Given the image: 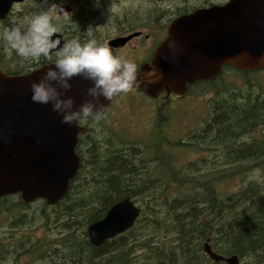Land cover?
<instances>
[{
  "label": "trees",
  "instance_id": "trees-1",
  "mask_svg": "<svg viewBox=\"0 0 264 264\" xmlns=\"http://www.w3.org/2000/svg\"><path fill=\"white\" fill-rule=\"evenodd\" d=\"M194 10L184 9L177 17ZM226 71L245 78L254 73L223 67L222 72ZM215 80L195 85H214ZM251 89L244 93L239 88L226 89V95L213 98L209 119L191 134L188 143L208 141L219 147L221 170L230 168L226 173L229 178L234 176L231 167L264 161V139H239L264 129V96H255ZM90 132L91 127L79 138L75 151L82 157V164L67 194L52 207L57 208L55 221L59 222L54 243L39 250L42 241L37 240L31 248L11 249L8 254L34 255L38 264H223L203 253L202 245L209 239L212 250L219 255H236L239 264H264V203L253 202L262 195L254 185L221 196L214 183L225 175L217 178L216 167L178 179L176 171L168 166L170 182L160 181L159 187L158 180L149 177L155 168L149 171L142 163L143 149L137 144L121 142L114 148L112 141L92 137ZM203 162L208 166L213 160ZM186 182H194L193 188L171 196L165 194L167 187L185 186ZM125 198L140 209L134 225L101 246H92L87 227ZM11 200L16 210L30 206L13 195L0 199V209L11 213L6 207ZM42 216L45 218V214ZM41 259L47 261L41 263Z\"/></svg>",
  "mask_w": 264,
  "mask_h": 264
},
{
  "label": "water",
  "instance_id": "water-1",
  "mask_svg": "<svg viewBox=\"0 0 264 264\" xmlns=\"http://www.w3.org/2000/svg\"><path fill=\"white\" fill-rule=\"evenodd\" d=\"M169 37L181 47L175 59L167 50ZM50 66L22 76L0 72V199L19 195L25 205L43 200L54 206L67 194L80 168L75 149L86 128L62 124L50 105L30 99L29 84ZM223 67L246 72L264 69V0H227L175 18L151 63L140 69L136 83L150 98L162 93L183 97L189 86L215 80ZM152 68L155 74L146 78L143 74ZM70 84L66 96L72 97L78 108L90 99L85 89L91 85L79 77ZM139 214L140 209L129 198L115 203L101 220L87 227L89 243L99 247L123 234ZM203 253L216 263L240 261L236 255L215 253L209 239L203 244Z\"/></svg>",
  "mask_w": 264,
  "mask_h": 264
},
{
  "label": "rangeland",
  "instance_id": "rangeland-1",
  "mask_svg": "<svg viewBox=\"0 0 264 264\" xmlns=\"http://www.w3.org/2000/svg\"><path fill=\"white\" fill-rule=\"evenodd\" d=\"M226 1L115 0L114 5V0H111V15L103 14L93 28L96 34L100 33L99 37L107 38L111 35L109 19H111V31L115 22H123L127 19L125 22L128 23L127 25L148 22V30L151 28L152 31H156L162 28L163 32L165 25L184 9L196 10L210 7L209 5H221ZM236 88H239L241 93L252 88L255 96H264V69L251 73L246 78L233 71L221 72L214 85H195L180 98L174 95L166 97V94H163L153 101L144 94H134L131 100V97L126 99L124 95L111 110V117L105 115L106 117H101L95 123L93 120L90 121V134L92 137L96 135L100 138L104 137L106 141H112L114 148L119 147L118 144L121 142L137 144L143 149L140 156V159L144 160L142 163L145 162L149 171L155 168L149 177L157 179L159 187L161 182H170V176L166 172L168 166L176 171L178 179L195 176L206 169L216 167L219 171L215 173L218 174L217 178L225 175L224 178H218V181L214 183V188L219 195L226 196L237 190L251 187L252 184L262 194L260 198H254L253 202L259 200L264 203V161L259 165L240 163L231 167L234 176L229 178L226 173H229L230 168L221 170L222 154L219 147L208 144V141L188 144L191 134L209 119L213 98L220 97L221 94L226 95V89L236 90ZM239 139L241 142L262 140L264 129L258 128L253 133L245 134ZM203 159L213 160V162L207 166ZM186 184L180 187L178 184L171 185L166 188L165 194L171 196L186 192L194 186V182H186ZM162 189L164 186L161 184ZM13 201L6 203L11 213L0 209V243L2 244L0 264H38L37 256L16 257L14 253L10 255L8 252L11 249L18 250L22 247L31 248V244L37 240L42 241L38 245L39 250L54 243L53 240L57 236L59 227V222L55 221L57 208L48 207L43 201H37L30 204L28 209L20 211L11 205ZM42 213L45 214V218ZM24 237L25 240H23ZM45 261L47 260H40L41 263Z\"/></svg>",
  "mask_w": 264,
  "mask_h": 264
},
{
  "label": "clouds",
  "instance_id": "clouds-1",
  "mask_svg": "<svg viewBox=\"0 0 264 264\" xmlns=\"http://www.w3.org/2000/svg\"><path fill=\"white\" fill-rule=\"evenodd\" d=\"M41 4L47 7L40 6L41 10L33 14L26 25L18 23L5 28L3 40L21 61L52 60V66L28 86L33 103L50 105V111L69 127L89 117L95 123L111 104L132 91L138 80L137 64L124 55L115 54L107 43H98L93 38L91 26L84 32L88 39L83 43L77 38L64 42L58 37L53 38L60 30L56 21L67 20L71 14L55 2L41 0ZM73 30H79L74 22ZM166 45L168 53L175 59L176 52L181 50L179 43L169 37ZM154 74L152 68L143 75L151 78ZM74 77L91 85L85 89V95L90 99H85L78 108L74 107V99L66 96ZM148 82L153 81L149 79Z\"/></svg>",
  "mask_w": 264,
  "mask_h": 264
},
{
  "label": "flooded vegetation",
  "instance_id": "flooded-vegetation-1",
  "mask_svg": "<svg viewBox=\"0 0 264 264\" xmlns=\"http://www.w3.org/2000/svg\"><path fill=\"white\" fill-rule=\"evenodd\" d=\"M49 2L60 4V6L64 7V9L71 14L67 20L61 19L56 21L60 30L55 36L61 38V42L72 38H77L82 43L85 42L88 39L84 34L86 29L90 26L93 28V25L103 17V14L111 15V0H49ZM115 4L114 0V5ZM40 6L44 8L47 7V5L41 4V0H10V2L5 0L0 2V72L6 76L13 77L27 75L43 67L52 65V60H45L43 58L39 61H21L15 51L10 49L3 40V31L5 28L18 23L26 25L30 21L31 16L41 10ZM52 15H56L55 11L52 12ZM126 20L123 22H115L114 28H112L111 31V19H109V30L111 35L107 38H101L98 36L100 33L96 34V31L93 28V38H95L98 43H107L108 46L113 49L115 54L124 55L135 62L139 74L140 69L144 65L151 63L156 49L166 38L167 29L172 21H169L168 24L165 25V29L162 32V28L157 29L156 31H152L151 28L148 30V22L127 25L128 23H125ZM73 22L78 25L79 30H73ZM120 40L124 41L121 42ZM52 59L54 60V57ZM134 94H144L139 88V83L134 85L132 91L125 94L126 99L131 97L132 100ZM162 95L163 93L156 98L145 96L155 101ZM123 96L111 104L101 117H104L105 115L111 117V110L117 105V103H119ZM166 97L168 96L166 95ZM124 102L125 101H123V103ZM132 106L135 105L132 104ZM90 119L92 118L89 117L82 121L79 123V126L85 127L87 128L86 130H88V128L91 127ZM79 158L81 159L82 164V157Z\"/></svg>",
  "mask_w": 264,
  "mask_h": 264
},
{
  "label": "bare ground",
  "instance_id": "bare-ground-1",
  "mask_svg": "<svg viewBox=\"0 0 264 264\" xmlns=\"http://www.w3.org/2000/svg\"><path fill=\"white\" fill-rule=\"evenodd\" d=\"M203 246V245H202ZM203 248V247H202Z\"/></svg>",
  "mask_w": 264,
  "mask_h": 264
}]
</instances>
